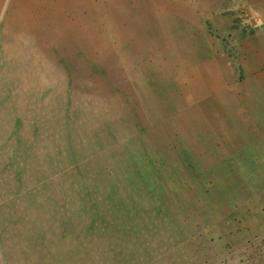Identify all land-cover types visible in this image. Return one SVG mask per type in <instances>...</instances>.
I'll use <instances>...</instances> for the list:
<instances>
[{
  "label": "rangeland",
  "instance_id": "1",
  "mask_svg": "<svg viewBox=\"0 0 264 264\" xmlns=\"http://www.w3.org/2000/svg\"><path fill=\"white\" fill-rule=\"evenodd\" d=\"M205 5L0 0V264H264V127L226 69L262 26Z\"/></svg>",
  "mask_w": 264,
  "mask_h": 264
},
{
  "label": "crops",
  "instance_id": "2",
  "mask_svg": "<svg viewBox=\"0 0 264 264\" xmlns=\"http://www.w3.org/2000/svg\"><path fill=\"white\" fill-rule=\"evenodd\" d=\"M226 4L231 8L227 9ZM205 6L208 7L203 9L199 19L210 22L213 35L222 30L224 22L232 21L237 11L241 10V13L244 8L261 23V31L233 39L232 56L226 69L235 108L243 116L251 117L249 122L253 129L257 121L264 127V119H258L264 118V0H227L226 3L224 0H206Z\"/></svg>",
  "mask_w": 264,
  "mask_h": 264
}]
</instances>
